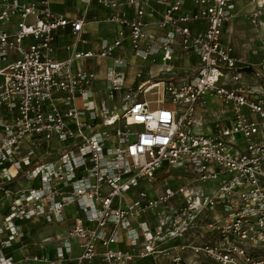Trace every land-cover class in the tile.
Segmentation results:
<instances>
[{"label":"built area","instance_id":"built-area-1","mask_svg":"<svg viewBox=\"0 0 264 264\" xmlns=\"http://www.w3.org/2000/svg\"><path fill=\"white\" fill-rule=\"evenodd\" d=\"M78 1L86 8L100 4L118 26L95 50H78L84 18L53 11L50 0H0V107L12 114L0 124V264H139L141 256L160 253L174 264L201 256L216 264H264V36L255 63L222 40L236 2L245 0H190L192 11L184 8L187 0ZM248 1L247 22L264 29V0ZM151 2L162 9L157 34L143 20ZM199 20L206 25L198 31L191 23ZM67 25L73 41L67 57L57 59L54 42ZM176 53L198 57L192 76L144 81L135 89L126 83V69L137 65L134 76L141 78L146 61L159 59L161 71H173ZM85 58L111 60L106 94L122 93L119 106L93 100L95 72L76 67ZM249 67L256 84L242 81V68ZM206 97L219 100L230 121L195 131L194 114ZM172 167L196 173L194 180L216 179V186L147 190L159 169L167 176ZM18 176L22 182L7 185ZM150 211L155 224L140 217ZM40 219L63 223L53 254L16 256L23 222ZM200 226L209 238L179 240L173 251L163 245Z\"/></svg>","mask_w":264,"mask_h":264},{"label":"crops","instance_id":"crops-1","mask_svg":"<svg viewBox=\"0 0 264 264\" xmlns=\"http://www.w3.org/2000/svg\"><path fill=\"white\" fill-rule=\"evenodd\" d=\"M50 4H51V8L53 11L58 12L60 14L63 15H68L71 18H84V23H83V32L81 34V38L82 40L85 39V41L83 43H79L78 45V50H95L97 48H99L100 46V41L102 39H107L110 40L115 36L116 30L118 28L117 24L111 22L108 18L110 15V11H108L107 9H105L104 7H102L100 4L98 5L96 2H92L88 8H86V6L81 3L78 0H50ZM253 3H251L248 0L245 1H237L236 2V7H237V13L233 16L232 20L227 22L224 26V31L222 34V40L231 45L233 48V52L236 55H240L242 56L245 60H247L250 63H255L257 62L259 59V50H260V43L259 40L261 37L264 36V29L262 27L259 28H254L253 26H251L246 18H245V13L248 11V9L250 7H252ZM152 8L155 9L152 10ZM184 8L186 10H194L195 8L193 7V3L190 0H187L185 2ZM145 10L147 11L148 14H146L143 17V20L148 23V32H152V33H159L160 29L155 25L154 20H156L159 17V13L162 10L161 7L154 3L151 2L149 4V7H146ZM133 10L131 8L128 9V15L132 14ZM191 25L194 27L195 30H201L205 27V22L203 20H199L198 22H193L191 23ZM125 31L128 32V28H125ZM71 41H73V35L71 33V29L70 26L67 25V27L65 28H60V30L58 31V35L56 37V41L54 42V46L55 49L53 50V56L57 59H63L65 57H67L68 54V50L66 49V46L68 43H70ZM178 47H177V52H178ZM160 61V60H159ZM198 62V57H196L195 54L193 53H188L187 55H183V56H179L178 53H176L175 56V68L176 69L174 71L171 72H164V71H158L154 74H152L149 78L144 79L143 81L140 80L138 81V85L141 82L144 81H150L151 78L156 77V80H160V79H167L168 76L173 75L174 77H184V76H192L196 65ZM111 63V60L108 59H101V60H94L91 58H85L83 61L81 60L80 62H78L76 64V67H82V68H88V69H92L95 74H96V80L93 84L92 88V92L94 94L93 96V100L96 103L101 102L102 100H106L105 98L101 99V94L102 91L104 90L106 92V88H105V70H106V66L109 65ZM153 63V62H150ZM149 61L143 62V67L147 64H150ZM138 67L137 65H131L127 68L126 70V76H127V72L129 69H138L136 68ZM251 68V67H250ZM162 69V67H161ZM142 70V69H141ZM143 73V72H142ZM132 79H130L129 76H127L126 79V83L128 85H134L135 79L136 78L133 74H132ZM142 76H144L142 74ZM242 81L247 84H256L257 81L255 80V78L253 76H251L250 74V70L249 72L243 73L242 75ZM263 87V91H264V84H261ZM119 95L122 96V93H118ZM117 94V95H118ZM212 98V97H211ZM214 98H212L211 100H213ZM216 100V99H215ZM107 101V100H106ZM217 101V100H216ZM219 101V100H218ZM220 102V101H219ZM76 104L78 106H81L83 104V101L78 97V99L76 100ZM207 106V102L205 103ZM223 106V105H222ZM225 108V107H224ZM204 108H198L194 114V122H193V129L195 131H209V130H213L215 127H217L218 125H226L228 124V122L230 121V117H231V113L228 111V109H223V118L221 120H219V122L216 125H204L202 123L205 121V118L200 115L201 111ZM243 112H246L245 109H243ZM204 115V114H203ZM219 115V114H218ZM12 116V114L6 109L5 106L0 107V124L4 121V120H8L10 119ZM196 127H200V130L197 129ZM190 172V171H188ZM191 174H189L188 176V180L192 181L194 179L197 178L196 173L194 172H190ZM158 180H160L159 178H164L162 177V173L161 171H157L156 172ZM183 174H188L187 172L183 171ZM181 176V175H179ZM187 176V175H186ZM213 186L208 183L207 184V188L204 186V188L208 191V190H212ZM179 196H174L171 199V202L174 204H177L179 201ZM3 198L0 195V219L3 216ZM66 209H69L66 210ZM65 210L68 212L72 211V207H68ZM159 210V208L157 209ZM220 211V208L217 209H211L208 210L207 212V219L210 218L213 213H216ZM220 213V212H219ZM141 218L146 219L150 224H155L156 218H155V212L150 211V212H144L140 215ZM44 221V219H42ZM32 221H37V220H25V222H23L22 224V228L25 227L24 226H28ZM46 222V221H45ZM200 222L205 223L204 219H202ZM47 223H51V222H47ZM68 223V222H67ZM53 226H56V229L60 228L59 226L61 225L60 223H52ZM38 229L35 228V232L33 234L36 233ZM25 234H27L29 231L25 230ZM24 234V235H25ZM30 237L28 240H21V242L19 243H15L14 247L17 248L15 250V255L16 256H20L25 250L29 253H50L53 254L54 252V247L51 246L52 244H41L38 245L35 242H33L32 236L33 234L29 233ZM123 237V236H122ZM210 234L209 232L204 228V227H198L197 229H195L192 233H189V235H187L186 237H183L181 239H172V241H167L165 243H163V245H169L171 246V251L174 250V244L176 242H178L179 240H184V239H194L196 242H199L201 240H205L206 238H209ZM26 244L24 248L19 247L21 244ZM121 246L126 245V241L123 240V242L120 243ZM173 247V248H172ZM43 250V251H42ZM42 251V252H41ZM79 249L77 247H75L74 249V253L78 252ZM41 252V253H40ZM184 257L186 258H190V255L188 253V251L183 252ZM156 261L159 263L161 262V259L164 260L166 258H170L166 255L163 254H156ZM17 264H35L33 262H29V261H24V262H19ZM61 264H74L72 261H66L64 263Z\"/></svg>","mask_w":264,"mask_h":264},{"label":"rangeland","instance_id":"rangeland-1","mask_svg":"<svg viewBox=\"0 0 264 264\" xmlns=\"http://www.w3.org/2000/svg\"><path fill=\"white\" fill-rule=\"evenodd\" d=\"M140 60L138 59L136 62H139ZM161 62L159 61V59L153 63H150L149 65H145L144 68H142V74L144 76L141 77V80L143 81L144 79L149 78L152 74L158 72L161 70ZM137 68V67H136ZM127 70V69H126ZM137 70V69H136ZM135 68L129 69L127 72V76L130 77V79H132V74L134 75L135 73ZM176 69H174L175 71ZM246 71V70H244ZM161 72V71H160ZM157 78H151L148 84H151L152 81L156 80ZM140 80V78L135 79V82L138 83V81ZM133 89H135L137 86L134 83V85H131ZM106 90V89H105ZM147 97L151 100L155 99V94L153 92L147 94ZM105 98L107 100V104L109 107H112L113 105L119 106V104L121 103V95H116L113 98H107V94L106 92L103 90L102 94H101V99ZM211 97H206V102H207V106L206 104H201V106H199V108H204L200 115L202 116V118H205V121L202 123L204 125H216L219 120H221L223 118L222 114H223V109L224 106H222V103L219 101H216L215 99L211 100ZM120 110H118L117 112H119ZM204 114V115H203ZM219 114V115H218ZM197 129L200 130V127H196ZM239 136V135H238ZM57 145H61L62 143H60L59 141H56ZM161 171L162 174L163 170L159 169ZM158 170V171H159ZM183 169L178 167V168H173L171 170V174L170 175H163L164 178H159L160 180H157L154 185H150L147 186V190H150L151 192L154 191H159L160 189H163L165 186H169V187H175L181 184H186L192 182L193 186H196L197 188H204V186L207 188V184L210 183L213 187L216 186V179H204V180H188V176L189 174H191L190 172L187 171L188 174H183ZM181 175V176H179ZM187 175V176H186ZM20 182H22V179H20ZM4 208V206H3ZM68 208V207H67ZM69 211V209H66ZM1 211V208H0ZM70 214V213H69ZM30 225V223H28ZM61 225L59 226L60 228L56 229V226H53L52 223H47V222H43L42 219L37 220V221H32L31 222V226L34 228H37L38 230L36 231L35 234H33L32 236V241L35 242L38 245L41 244H52L51 246L55 247L58 243H57V237L58 235L60 236V234L63 232V223H60ZM28 225V226H29ZM26 251V250H25ZM159 264H174V262L170 259V258H166L164 260L161 259V262H159ZM190 264H216L213 260H211L209 257H205V256H201L199 258H197V260L195 261V263H190Z\"/></svg>","mask_w":264,"mask_h":264},{"label":"trees","instance_id":"trees-1","mask_svg":"<svg viewBox=\"0 0 264 264\" xmlns=\"http://www.w3.org/2000/svg\"><path fill=\"white\" fill-rule=\"evenodd\" d=\"M135 84H136V86H138V83H135ZM37 160L38 159L35 158V157L32 158V161H34V162H36ZM18 179H22L21 176L15 177L13 180L9 181L7 183V185H9L11 187H14L18 183V181H17ZM43 222H45V221H43ZM24 227H25V230H27L29 232L24 235L23 241L29 239V237H30L29 233L33 234L35 232V228L32 227L31 224L29 226H27V227L26 226H24ZM8 250H9V252H13V250L10 249V248H8ZM155 263H156V258L154 256H152L151 254H147V255L141 256V258L139 260V264H155Z\"/></svg>","mask_w":264,"mask_h":264},{"label":"water","instance_id":"water-1","mask_svg":"<svg viewBox=\"0 0 264 264\" xmlns=\"http://www.w3.org/2000/svg\"><path fill=\"white\" fill-rule=\"evenodd\" d=\"M244 70H246V71H244ZM249 70H251L250 67L249 68H242V71H244V72H249Z\"/></svg>","mask_w":264,"mask_h":264}]
</instances>
